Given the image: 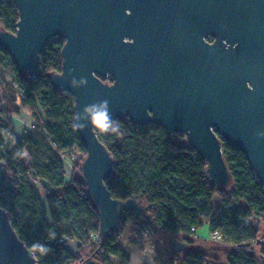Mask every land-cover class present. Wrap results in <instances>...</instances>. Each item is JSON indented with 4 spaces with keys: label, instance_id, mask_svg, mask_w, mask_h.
<instances>
[{
    "label": "water",
    "instance_id": "obj_1",
    "mask_svg": "<svg viewBox=\"0 0 264 264\" xmlns=\"http://www.w3.org/2000/svg\"><path fill=\"white\" fill-rule=\"evenodd\" d=\"M14 3L17 28L0 29V46L19 71L41 72L45 45L65 39L62 70L50 82L74 99V123L86 148L80 179L98 208L101 243L119 230L126 209L142 208L132 198L115 197L106 184L115 160L96 131V113L107 124L127 118L183 134L215 187L231 182L226 140L245 153L264 188V0ZM14 191V178L0 160V194ZM257 242L264 247V229ZM188 247L177 237L171 241L175 252ZM258 257L264 264V252ZM0 264H39L1 206Z\"/></svg>",
    "mask_w": 264,
    "mask_h": 264
},
{
    "label": "trees",
    "instance_id": "obj_2",
    "mask_svg": "<svg viewBox=\"0 0 264 264\" xmlns=\"http://www.w3.org/2000/svg\"><path fill=\"white\" fill-rule=\"evenodd\" d=\"M18 18L14 0H0V29L15 32ZM64 43V38L50 40L41 52V72L31 76L19 71L10 53L0 46V75L7 61L13 69L12 80H6L0 97V160L15 184L14 192L0 194V206L7 210L13 228L39 264H121L129 260L119 235L133 216L153 234L174 236L191 235L192 227L198 229L208 222L210 231H218L222 243L232 248L229 264H260L258 254L264 247L260 245L257 253L252 249L254 243L259 244L264 229L260 228L264 224V188L245 153L222 141L231 189L215 187L206 177V162L187 145L183 134L179 139L156 123L138 126L127 118L96 131L115 160L114 173L106 180L108 188L122 200L132 198L142 210L126 209L119 230L100 242L98 208L86 194L80 165H73L72 178L67 182L58 156L59 151L70 148L86 156L74 123V99L55 90L50 82V76L62 70ZM23 107L34 117V127L19 138L2 111L19 114ZM40 109L47 120H43ZM32 179L41 181V192ZM214 195L222 201L219 218L214 217ZM64 236L79 241L76 254L60 240ZM185 241L189 243L188 238ZM181 253L171 249L163 264L210 261L202 252L180 257Z\"/></svg>",
    "mask_w": 264,
    "mask_h": 264
},
{
    "label": "crops",
    "instance_id": "obj_3",
    "mask_svg": "<svg viewBox=\"0 0 264 264\" xmlns=\"http://www.w3.org/2000/svg\"><path fill=\"white\" fill-rule=\"evenodd\" d=\"M41 114L44 120H47L46 114L41 110ZM14 123V132L19 137L22 138L26 136V134L30 131V129L34 126V120L31 118L24 122H13ZM64 169L66 171L67 176H71L72 171L71 167L64 164ZM34 184H38L40 186V180H32ZM34 185V186H35ZM41 199L45 202V198L42 196ZM212 204L214 207V211L216 208L221 207L222 201L218 195H214L212 197ZM133 218H135L133 216ZM47 220L50 222V218L47 217ZM136 222L139 223V220ZM130 224V219H128L127 225ZM127 227V226H126ZM210 225L208 222L204 223L201 228H198L196 232L191 235L179 233L177 235H170L168 233H158L154 234V240L161 245L162 253L161 256L156 258L154 254L153 248L148 245H142L139 242H131L128 240H122L119 238L120 244H122L126 251L129 253V261L130 264H163L165 257L171 251V241L173 238L177 237L183 241L185 238H188L189 247L185 251L180 254V257L183 256L187 252H202L207 254L210 258V262L213 264H221L219 260L228 261V257L232 251V248L226 246L222 243V241H212L209 239L210 236ZM68 249L73 253H77L79 247V241L75 238L70 239V243L68 244ZM229 264V263H228Z\"/></svg>",
    "mask_w": 264,
    "mask_h": 264
},
{
    "label": "rangeland",
    "instance_id": "obj_4",
    "mask_svg": "<svg viewBox=\"0 0 264 264\" xmlns=\"http://www.w3.org/2000/svg\"><path fill=\"white\" fill-rule=\"evenodd\" d=\"M55 38H58V37L51 38L50 40H53ZM12 72H13L12 65L10 64L9 61H7L5 63V67L3 69L2 75H0V97L3 96V91L6 89V80H12ZM13 86L15 87L16 85L13 84ZM3 104H4V102H3ZM40 113H41V109H40ZM2 116L11 122V125L13 126V130H14V123L13 122H24V121L28 120L29 118H30V120H31V118L34 120V117L27 111V109L25 107H23L22 110H20L19 114H12V115H8L6 113V111L3 110ZM179 134L180 133H176L177 138L180 137ZM183 138H185L184 135H183ZM81 156H79L77 158L78 161H77V163H75V168H76V166L78 167L79 165H81V163L84 159V155L82 154ZM65 165H68L69 167H71V162L65 161ZM75 168L72 165V169H75ZM32 183L34 184L33 181H32ZM34 187L39 192H41L40 186L38 184H36ZM225 188L231 189V185L225 186ZM221 211H222V204H221V207L216 208V210L214 211L215 212L214 217L219 218ZM129 219H130V224H128L125 231L119 235V238L121 239V241L122 240H128V241L136 242V243L139 242L142 245H148L149 247L153 248L155 257L156 258L160 257L161 256L160 254L162 253V248H161V245L158 244V242H156L154 240V234L145 226V224L142 220H139V223H138V222H136V219L133 217H130ZM263 225L260 226L261 230L264 227ZM94 240L96 241L97 239H94ZM210 240H212V239H210ZM252 250H253V253L260 252L261 251L260 244L254 243ZM219 261L221 262V264H228V261H226V260H219Z\"/></svg>",
    "mask_w": 264,
    "mask_h": 264
},
{
    "label": "built area",
    "instance_id": "obj_5",
    "mask_svg": "<svg viewBox=\"0 0 264 264\" xmlns=\"http://www.w3.org/2000/svg\"><path fill=\"white\" fill-rule=\"evenodd\" d=\"M105 81L112 82L111 81V76H108L107 78H105ZM55 145H56L55 143H52V146H55ZM82 154L83 153L80 150L76 149V148L65 149L63 151H59L58 152V156L63 162V170L65 172V179H66L67 182H69L71 180L72 174H71V176H67L66 171L64 169L65 168L64 167L65 161L71 162V171H73L72 165H75V163H77V161H78L77 158L79 156H81ZM191 231L194 233V232L197 231V229L195 227H192ZM209 238L212 239L213 241H222V236H221V234L218 231L211 232ZM95 239H97V238H95ZM60 240L62 242H64V243H66L67 246L70 243V239L68 237H66V236L62 237ZM96 242H97V240H96ZM121 264H130V261L129 260H124V261H121ZM206 264H213V263H211L209 261Z\"/></svg>",
    "mask_w": 264,
    "mask_h": 264
},
{
    "label": "clouds",
    "instance_id": "obj_6",
    "mask_svg": "<svg viewBox=\"0 0 264 264\" xmlns=\"http://www.w3.org/2000/svg\"><path fill=\"white\" fill-rule=\"evenodd\" d=\"M96 127L102 129L107 124V117L103 113H96L92 118Z\"/></svg>",
    "mask_w": 264,
    "mask_h": 264
},
{
    "label": "flooded vegetation",
    "instance_id": "obj_7",
    "mask_svg": "<svg viewBox=\"0 0 264 264\" xmlns=\"http://www.w3.org/2000/svg\"><path fill=\"white\" fill-rule=\"evenodd\" d=\"M206 40L209 41V42H213L214 41V37L213 36H209V37L206 38ZM111 81H112V79H111Z\"/></svg>",
    "mask_w": 264,
    "mask_h": 264
}]
</instances>
